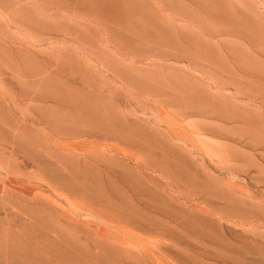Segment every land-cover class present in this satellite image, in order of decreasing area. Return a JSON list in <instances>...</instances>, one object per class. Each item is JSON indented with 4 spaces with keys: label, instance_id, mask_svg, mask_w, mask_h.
I'll return each instance as SVG.
<instances>
[{
    "label": "rangeland",
    "instance_id": "rangeland-1",
    "mask_svg": "<svg viewBox=\"0 0 264 264\" xmlns=\"http://www.w3.org/2000/svg\"><path fill=\"white\" fill-rule=\"evenodd\" d=\"M57 90L85 100L113 132L82 127L81 110L59 104ZM0 106V120L38 149L104 174L117 162L164 205L218 225L195 232L150 203L149 218L172 230L145 232L95 197L55 186L45 154L36 168L22 155L7 163L0 150V264H85L50 245L34 216L92 264H107L105 250L113 264H187L178 254L220 264L196 246L227 264H264V0H0ZM139 126L191 175L115 133Z\"/></svg>",
    "mask_w": 264,
    "mask_h": 264
},
{
    "label": "bare ground",
    "instance_id": "bare-ground-1",
    "mask_svg": "<svg viewBox=\"0 0 264 264\" xmlns=\"http://www.w3.org/2000/svg\"><path fill=\"white\" fill-rule=\"evenodd\" d=\"M55 89H57V88H55ZM49 93H52V95L56 98V100L58 101L59 104L68 107L70 109L69 111L71 113H72V111H71L72 108H74L75 110H76V108H77V110L78 109L81 110L82 114L84 115V120L82 121V127L83 126L86 127V126L90 125V126L96 128L97 132L95 131V133H98L100 135L101 134L105 135L107 133H110L113 130L112 129V130L108 131L105 127H103V124H102L103 121L102 122L100 121L101 118L99 119L97 117L96 112H94L92 110L94 108L91 109V107L88 105L89 103L86 104L85 102H83L85 100L81 101L80 100L81 98L78 99L76 96L71 95V94H67V92L65 93L62 90L49 91ZM55 98H53V99H55ZM68 108H66V109H68ZM52 114H54V113H52ZM59 117H61V116H59ZM53 119H54V117H53ZM56 119L59 120L58 117ZM43 121H44V119H43ZM61 121L64 124H68V123L72 122V118L70 116L63 115L61 118ZM0 133H2V135L4 137H6L5 139L3 137H2V139H0V150L3 154V157L6 158V159H4L5 162L8 163L9 161L12 160L14 163L15 160H17L16 156L20 157L22 155V158H24L21 160L22 162H24L28 166L41 168L42 163L39 161L38 157L41 156L40 154L43 153L47 156L48 159L52 160V163L50 164L49 168L52 171L53 175L50 177L48 176L49 177L48 179L50 180V182L55 184V186L69 191L68 193L76 192L79 194L80 197H90V196L95 197L99 201L103 202L104 205L109 206L113 210L120 213V215H121L120 217H122V221H125L130 225H135V226L141 227L143 229V231H145V232L156 231V230H163L165 232H170L172 230V228H170L169 225L162 224L155 219L149 218V216L146 213L151 209L150 203H152L151 207L155 208V209H158V207H159L158 205L163 204L162 210H167V212H169L170 215H173V216L180 218L181 222L190 223L191 228L193 230H195V232L196 231L197 232H205V230L206 231L209 230V232H216L218 230V225H216V224H212L210 222L206 223L203 219H198V218L195 219L189 213H184L181 211L177 212V211H175V209H172V208L168 207L167 205H164V202L159 201L161 199V197L155 191L148 188L144 184V182H142L143 180L142 181L139 180L136 177V174H134V171L132 169H130V170H132L133 172H131L127 167H124V165L119 166L118 165L119 163L117 164V162L114 165H111V164L106 165V164H108V162H105L104 168H106V170L109 172V174H104L103 172L95 171L94 169H93L94 171H92L90 169H87L89 167L86 166L85 164H84L85 166L83 167L80 163H78L79 161L77 162V161L73 160L72 158L55 156L52 153H49L48 151L44 150V148L38 149L37 148L38 146L36 147V145H35L36 142L32 144V143H29L30 141L29 142L24 141L22 139L23 137L21 138L19 136V133H18L15 125L12 124L9 121V119L8 120L7 119L0 120ZM115 133H118V134H121L122 136H125L126 138L122 139L123 141L139 142V143H142L143 145H145L143 147H149V148H154L156 150L157 149L160 150L162 152L161 156L165 157V159L166 158H168V160L170 159L171 163L174 164L178 170H182L187 175H191L190 173H191V171H193L191 169L192 167L190 165H188L186 162H184L182 157H180V155L178 153L173 151L170 147H168L161 140H159L160 138L159 139L156 138L157 135L154 136L153 134H150L149 130H148V133H149L148 134L142 127L139 126V127L135 128L133 131H131L130 133H122V132H118V131H116ZM132 146H134V144ZM101 161H102V159H101ZM107 161H109V160H107ZM103 162H104V159H103ZM103 162L101 164H103ZM109 163H112V162L109 161ZM15 165H16V162H15ZM85 167H87V168H85ZM23 173H25V171H23ZM46 175L47 174L45 173V176ZM113 176H116V177H113ZM2 191H4V190H2ZM123 192H128V193H131L132 195H134V198L137 202V205L135 207L127 202V200L125 199V197L123 195ZM33 196H35V195L33 194ZM59 198L57 197V199H59ZM60 199L62 200V198H60ZM11 201H12V199L8 198V200H6L5 202L11 204L12 203ZM61 203H62V201H61ZM18 204L19 203H17V202L13 203L14 206H17L18 208L21 207ZM23 209H25L23 212H29L28 209H26V207H24ZM56 211L59 213L60 217H62V216L66 217L65 215H67V209L63 205L61 206L59 204L58 206H56ZM74 212L76 213V211H74ZM169 213H166V214H169ZM33 228L36 231L40 232L45 238L47 237L48 238L47 240L50 243V245H56L57 247H61V248L65 249L68 253H72V252L74 253L75 252L76 254H78L81 257L80 260L82 259L83 263L92 264V262L89 261V259L86 257L85 253L80 252V250L77 248L76 244L68 241L64 236L60 235L59 233H57L55 231L53 222H48V221L43 220L42 218L34 216ZM14 229H15V227H14ZM207 238H210V237L207 236ZM6 241H8V240H6ZM8 244H10V243H8ZM196 247L198 249L200 248L201 250H204L205 253L207 254L208 258L213 259V261L216 260L217 262H220V264L226 263V262H224L225 261L224 259H222V258L220 259L219 255L216 254L214 252V250L210 249L209 247H206V246H199V247L196 246ZM100 251H101V249H100ZM178 256L187 264H203L200 260L193 258V257H189V256L186 257V256L179 255V254H178ZM110 257H111V255L108 254L105 250L103 258L106 259L105 262H107V264H109V263L113 264L112 259ZM204 264H206V263H204Z\"/></svg>",
    "mask_w": 264,
    "mask_h": 264
}]
</instances>
